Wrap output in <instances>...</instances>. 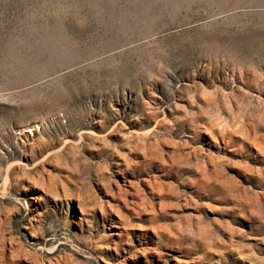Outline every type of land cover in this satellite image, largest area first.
Instances as JSON below:
<instances>
[{
	"label": "rangeland",
	"instance_id": "1",
	"mask_svg": "<svg viewBox=\"0 0 264 264\" xmlns=\"http://www.w3.org/2000/svg\"><path fill=\"white\" fill-rule=\"evenodd\" d=\"M0 264H264V0H0Z\"/></svg>",
	"mask_w": 264,
	"mask_h": 264
}]
</instances>
